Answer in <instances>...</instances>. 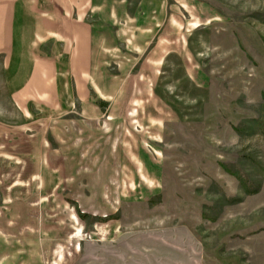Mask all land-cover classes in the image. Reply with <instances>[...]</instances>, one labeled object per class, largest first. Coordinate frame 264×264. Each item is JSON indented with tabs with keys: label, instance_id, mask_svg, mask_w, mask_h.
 <instances>
[{
	"label": "rangeland",
	"instance_id": "rangeland-1",
	"mask_svg": "<svg viewBox=\"0 0 264 264\" xmlns=\"http://www.w3.org/2000/svg\"><path fill=\"white\" fill-rule=\"evenodd\" d=\"M141 7L161 61L99 122L15 99L0 51V264H264V0Z\"/></svg>",
	"mask_w": 264,
	"mask_h": 264
},
{
	"label": "crops",
	"instance_id": "crops-1",
	"mask_svg": "<svg viewBox=\"0 0 264 264\" xmlns=\"http://www.w3.org/2000/svg\"><path fill=\"white\" fill-rule=\"evenodd\" d=\"M144 1L132 11V0H0V51L16 77L7 82L22 84L14 98L37 101L50 93L57 105L80 101V115L99 122L110 109L92 101L115 98L149 54L161 61L155 54L162 48L154 46L160 19L140 8Z\"/></svg>",
	"mask_w": 264,
	"mask_h": 264
}]
</instances>
